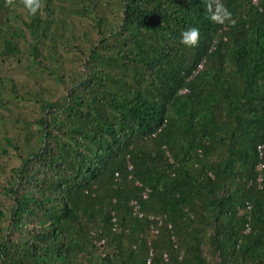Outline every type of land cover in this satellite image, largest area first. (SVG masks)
Listing matches in <instances>:
<instances>
[{
    "label": "trees",
    "instance_id": "trees-1",
    "mask_svg": "<svg viewBox=\"0 0 264 264\" xmlns=\"http://www.w3.org/2000/svg\"><path fill=\"white\" fill-rule=\"evenodd\" d=\"M207 3L0 0V264H264V0Z\"/></svg>",
    "mask_w": 264,
    "mask_h": 264
},
{
    "label": "clouds",
    "instance_id": "clouds-1",
    "mask_svg": "<svg viewBox=\"0 0 264 264\" xmlns=\"http://www.w3.org/2000/svg\"><path fill=\"white\" fill-rule=\"evenodd\" d=\"M24 5L32 14L37 12L39 8V0H24ZM206 10L209 13V19L218 24L235 23L232 19V12L223 3V0H208ZM200 39V30L196 26H189L180 33V43L195 47Z\"/></svg>",
    "mask_w": 264,
    "mask_h": 264
}]
</instances>
